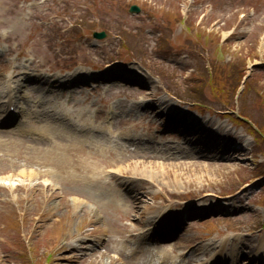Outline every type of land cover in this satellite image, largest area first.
<instances>
[{"label": "rangeland", "instance_id": "rangeland-1", "mask_svg": "<svg viewBox=\"0 0 264 264\" xmlns=\"http://www.w3.org/2000/svg\"><path fill=\"white\" fill-rule=\"evenodd\" d=\"M10 93L0 264H264V0H0Z\"/></svg>", "mask_w": 264, "mask_h": 264}, {"label": "bare ground", "instance_id": "bare-ground-1", "mask_svg": "<svg viewBox=\"0 0 264 264\" xmlns=\"http://www.w3.org/2000/svg\"><path fill=\"white\" fill-rule=\"evenodd\" d=\"M4 103L7 105V109L9 107V105H11L13 103V98L10 94L6 95V98H4ZM13 118H14V115L13 114L10 115L9 111L4 113V116H3L4 121H6L7 119L8 120L13 119ZM5 125H6V123H5ZM57 130L54 129V132ZM147 235H149L147 232L142 233V232L138 231L135 233H131L130 238L134 242V247H130V245L126 241L121 240L120 241V247L118 249V253H120L122 256L127 251L132 252V255L135 253H139L141 255V258H137V261H142L143 263H145V261H146V263H150V264H186L188 258L184 257V259L177 260V258H178L177 254L165 256L164 259L160 258V256L153 257L151 255V251L148 250V247L142 241V239L147 237ZM258 248L264 250V236L262 238H260V240L258 242ZM200 260H202V257L200 258ZM223 263H224V259H222L220 257V255H217L214 258H211L209 261V264H223Z\"/></svg>", "mask_w": 264, "mask_h": 264}, {"label": "water", "instance_id": "water-1", "mask_svg": "<svg viewBox=\"0 0 264 264\" xmlns=\"http://www.w3.org/2000/svg\"><path fill=\"white\" fill-rule=\"evenodd\" d=\"M130 11L131 12H138L139 11V9L137 8V7H135V6H133L131 9H130ZM104 33H101V34H95V36H97V37H99V38H102V37H104Z\"/></svg>", "mask_w": 264, "mask_h": 264}, {"label": "trees", "instance_id": "trees-1", "mask_svg": "<svg viewBox=\"0 0 264 264\" xmlns=\"http://www.w3.org/2000/svg\"><path fill=\"white\" fill-rule=\"evenodd\" d=\"M223 85V84H222ZM222 88V87H221Z\"/></svg>", "mask_w": 264, "mask_h": 264}]
</instances>
